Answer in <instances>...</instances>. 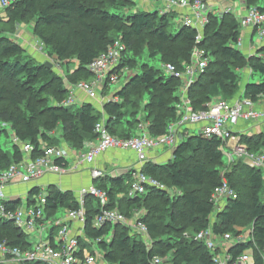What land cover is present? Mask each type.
<instances>
[{
    "label": "trees",
    "instance_id": "obj_1",
    "mask_svg": "<svg viewBox=\"0 0 264 264\" xmlns=\"http://www.w3.org/2000/svg\"><path fill=\"white\" fill-rule=\"evenodd\" d=\"M245 1L248 7L264 12V0ZM137 5L135 0H16L4 12L0 10L2 29L34 20L36 35L47 49L75 67L66 81L55 67L37 61L0 28V122L10 124L20 141L35 146L33 157L42 155V143L54 147L66 140L72 144L70 148L83 149L87 142L98 138L95 129L102 120L112 135L130 138L143 132L142 124L147 125L152 136H163L179 119L176 105L180 101L177 95L180 79L147 64L138 65L131 55L141 56L148 49L153 59L160 57L161 61L183 70L191 63L197 30L183 24L173 27L175 9L144 7L143 10ZM178 11V17L186 14L182 9ZM48 27L61 28V38L45 35L43 29ZM240 29L236 17L210 14L200 46L212 61L187 92L195 110H206L220 98L231 102L239 96L254 102L264 99V47L250 58L245 56L236 47L240 43ZM118 40L126 50L111 75L122 79L128 69L132 73L127 82L110 95L106 90L109 97L102 109L87 98L81 105L63 106L69 86L92 81L95 75L89 65ZM244 67L251 69L259 80L246 83L242 92L237 71ZM1 80H11L14 89ZM78 96L84 98L82 94ZM58 129L60 137H53L52 133ZM8 133V129L0 128V137ZM239 136L250 152H264V132H240ZM226 146L218 138L195 136L184 139L167 162L148 161L142 171L165 185V190L148 187L146 194L130 197V175L111 177L110 185L107 181L100 182L99 186L109 191L110 208H118L128 218L143 213L139 218L146 231L141 233L126 225L109 223L95 228L93 220L100 213V206L89 199L85 238L79 239L81 248L93 253L92 243H96L105 264H155V260H160L158 264H215L205 242L196 239L199 232L212 230L216 241L224 240L226 235L231 237L229 241L236 239L230 248L226 249L228 244L224 247L231 264L247 251L257 249L254 264H264V170L243 164L239 172L247 180L245 184L238 183L231 172L221 168L224 163L221 148ZM22 157L18 146L13 144L7 151L0 142V174ZM224 181L234 189L237 198L222 206L214 202L213 195ZM47 192L48 218L61 209L79 207L73 192H63L54 185ZM35 193L38 188L30 195ZM246 224L251 226L249 238L239 240L243 233L238 228ZM0 243L22 252L34 246L29 235L2 219ZM224 251L218 247L215 253Z\"/></svg>",
    "mask_w": 264,
    "mask_h": 264
},
{
    "label": "built area",
    "instance_id": "obj_2",
    "mask_svg": "<svg viewBox=\"0 0 264 264\" xmlns=\"http://www.w3.org/2000/svg\"><path fill=\"white\" fill-rule=\"evenodd\" d=\"M15 1L0 0V8L6 9ZM216 1L224 4L218 15L230 14L236 17L242 28H251L254 34L259 35L262 40L264 39V12L259 8H241L237 1ZM157 2L166 11L177 8L185 10L183 25L197 30L191 63L183 70L171 63H166L164 66L167 75L182 80L184 84V94L176 105L180 115L179 119L169 126L165 135L157 138L146 132H141L130 138H120L112 135L105 125V120H102L97 123L95 129L98 138L87 142L78 157V164L89 167L92 180L100 183L108 182L111 177H116V173L118 176L120 173L115 170L108 172L105 168L94 167L99 157L112 149L133 152L138 168L127 170L130 175L128 181L130 185L128 196L130 197L146 194L148 187L166 189L165 185L157 179L144 173L142 167L148 161H153L151 155L155 152L167 149L173 153L174 149L186 139L184 134L186 128L195 127L194 136H202L207 139L218 138L228 145L232 141L240 142V132H236V129L241 122L249 123L264 118V107L262 109L257 107L258 104L263 103L254 102L242 98V96L232 102L221 98L217 99L206 110L197 111L194 109L187 97V92L212 61L206 49L200 46L204 39V31L210 21V14L205 8L209 0H157ZM125 50L126 47L121 40L111 45L107 53L89 65V70L95 75L94 79L69 86L68 99L62 102V105H81L87 98V100L100 102L103 106L107 99L101 95L99 85L102 83L104 86L107 84L111 86L118 82L119 77L111 75V72L120 64ZM127 71L128 69H125L123 74ZM78 94L84 95V98L79 97ZM0 125H2L1 129H9V132L13 134V143L20 148L23 155L20 162L12 164L0 174V219L14 224L30 238L33 236L36 238V241L32 242L33 249L24 252L0 243V264H96L99 253L96 251L91 253L88 249L83 250L79 240L85 238L84 230L89 199L95 200L100 206V213L93 220L95 228H101L109 223L126 225L133 231L141 233L146 231V225L139 217L128 218L118 208H110L109 191L94 182L83 186L78 191L79 207L77 209H68L66 216L62 218H48L46 214L48 187L42 189L39 186V181L47 175L65 176L69 174L67 152L61 146L48 147L42 143V155L33 157L34 145L20 141L10 124L0 122ZM234 154L252 168L262 169L264 167V152L253 153L236 148ZM59 160H63L62 163H59ZM77 171L78 166L71 168V172ZM34 188H38V193L30 195ZM25 189L26 193L24 194L27 196V202L25 206H20L23 197L21 190ZM225 197L227 199L237 198L236 192L227 181H224L223 185L215 191L213 200L218 203ZM73 229H76L75 232ZM230 238L229 235H226L224 240L216 241L212 230L202 231L196 235V239L205 242L211 252L215 253L218 247L225 250L222 253L214 254L215 264H229L231 261L230 255L224 249ZM86 241L91 244L89 240ZM96 246V243H92L93 248ZM245 254L235 264H244ZM159 262L160 260H155V264Z\"/></svg>",
    "mask_w": 264,
    "mask_h": 264
},
{
    "label": "rangeland",
    "instance_id": "obj_3",
    "mask_svg": "<svg viewBox=\"0 0 264 264\" xmlns=\"http://www.w3.org/2000/svg\"><path fill=\"white\" fill-rule=\"evenodd\" d=\"M99 1H103V0H99ZM135 2L138 4L137 6H140L139 8H142L143 10L146 8H156L158 10H164L163 8H161L160 3L157 2V0H135ZM237 2H239V5L241 8L244 7H248L247 3L245 0H238ZM234 6V5H233ZM224 7L223 3H217L216 0H209V2L206 4V11L211 14L212 12L214 14H219L220 10ZM0 10L2 12H4L5 9H1ZM178 10H180L179 8L173 10V12L175 13V18H172V25L173 27H178L181 26V24H183V16L182 17H178V13H180ZM185 12V10H183ZM178 12V13H177ZM186 13V12H185ZM185 16V15H184ZM1 28V26H0ZM2 29V28H1ZM4 31V34L14 40L17 41L18 43L22 44L24 46V48L28 51L29 55H31L33 58H35L37 61H46L47 63H51L53 67H55V71L59 74H61V76H63L65 78V80H68V76L73 74V71L75 69L74 67V63H70L68 61H61L59 60V58L57 57V55H54L51 53L50 49H47V47L45 46V44L43 43V41L36 35L35 32V22L34 20H29V21H24V22H18L16 24H9L8 27H4V29H2ZM44 34L47 36H50L52 34L56 35L57 39L61 38V28L58 27H48V28H44ZM241 32V36H240V43L236 46L237 49H239L240 51H242L244 53L245 56L247 57H252L255 54H258V49L261 47H264V39L262 40L259 35L254 34L253 30L251 28L245 29L242 28L240 29ZM132 59L138 62V65H142V64H147L149 66H152L156 69H158L161 73L166 74V72L164 71V66H165V62L161 61L160 57H157L155 59H153L151 57L150 52L148 51V49H145L143 54L140 56L138 55H131ZM247 67L244 68H240L237 72L240 75V87L241 90L243 89L244 85L246 83H248L249 81L252 82H257V80H259V77H257L256 75H253L252 70L251 69H246ZM132 73V71L128 70L127 72H125L122 76V79H119L118 82H116L115 84L105 87L104 84H100L99 85V89H100V93L103 96V94H105L106 90H108L109 95L114 93L115 90L117 88H119L120 84L125 83L128 79L130 74ZM3 81L6 86H8L9 89H14V85L12 83L11 80H1ZM180 86L178 87V93L177 95L179 97L183 96L184 94V84L182 82V80H180ZM240 94V92H239ZM106 95V94H105ZM106 97V96H104ZM9 102V101H8ZM23 107V104H22ZM252 122H264V118H261L259 120H255ZM249 122V123H252ZM0 127H2V125H0ZM142 130L143 132L148 133L149 135H151L149 133V131L147 130V125L146 124H142ZM9 131V129H8ZM61 135V130H56L55 132L52 133L53 137H60ZM138 135V134H136ZM135 135V136H136ZM152 136V135H151ZM154 137V136H152ZM13 134L12 133H8V136L2 135L0 137V142L3 146V148L7 151L11 150L13 143ZM155 138V137H154ZM157 138V136H156ZM63 145H65L66 147H71L72 144H70L68 141L63 140L62 141ZM69 144V145H68ZM227 145V144H226ZM73 147V146H72ZM235 147V148H234ZM238 148L239 150H245V151H249L250 150L247 148L246 145L242 144L241 141L240 142H235L232 141L230 142L226 147L222 148V153L224 155V163H222L221 168H224L226 171L231 172L234 175V178H237L238 183L243 182L244 184L246 183V175L241 172H239V168H243V164L247 165L246 162L243 159L238 158V156L235 153V149ZM74 149V148H73ZM84 149V148H83ZM81 149V150H83ZM81 150H79L77 148V150L74 149V152L76 153V155H80ZM166 151L169 150H165L162 154V158L165 157L163 160V162L158 161V163H164L167 162L169 159L168 157H166ZM255 153V152H253ZM159 154V155H161ZM172 153H170L171 155ZM165 155V156H164ZM168 159V160H165ZM239 164V165H238ZM257 169V168H256ZM264 170V167L261 169ZM109 183H111L110 181H108ZM237 185V184H236ZM239 185H237L238 187ZM21 193L23 194L21 203L19 204L20 206H25L26 202H27V196L24 194L26 193V189L25 190H21ZM227 200H231V199H227L222 198L219 200L220 205L223 206V204L227 201ZM219 209V208H217ZM66 211L65 210H61L58 217L57 218H62L66 216ZM143 214V213H142ZM141 212H139L137 214V217H141ZM239 231H241L243 234L241 236H239V238L241 239H248L249 238V231L251 230V226L249 224L244 225L242 228H238ZM234 239V240H233ZM231 239V241L226 242V244H228L226 246L227 248H230V245H233L236 241L235 238ZM30 240L32 242L36 241V238L33 236L30 238ZM94 251L98 252V256H97V260H96V264H105L104 260L102 258V251L101 249L96 246L94 248ZM258 253V249L254 251L249 250L246 252L245 254V261L244 264H254V259H255V253ZM213 257H215V253H213ZM229 264H231V262H229ZM241 264V263H238Z\"/></svg>",
    "mask_w": 264,
    "mask_h": 264
},
{
    "label": "crops",
    "instance_id": "obj_4",
    "mask_svg": "<svg viewBox=\"0 0 264 264\" xmlns=\"http://www.w3.org/2000/svg\"><path fill=\"white\" fill-rule=\"evenodd\" d=\"M121 85L122 84H120V86ZM103 96H106L105 98L108 100L109 95L103 94ZM95 103L98 105L99 109H102V105L100 104V102H95ZM260 103L264 104V99H261ZM263 104H258L257 106L258 109H262L264 107ZM242 130L246 134H256L258 132H264V122H252V123L241 122L240 125L238 126V129H236V132H241ZM195 133H196V128L192 126H190L189 128H186L184 131L186 139L190 137H195L194 136ZM61 147L64 148L65 152H67L66 159L68 161L67 166L70 169L69 174L65 176L47 175L39 181V186L42 189H46L47 187L54 185L63 192H66V191L73 192L75 197L77 198V194L80 188H82L83 186H87L93 183L94 181L91 178L89 167L85 165L80 166L78 164L79 163L78 155H76V153L74 152V149L66 147L65 145H61ZM164 151L165 150L163 151L160 150L159 152L153 153L151 155V158L153 159V161L157 163L158 161L163 162L164 161L163 159L165 157L162 158L161 153H163ZM170 153H171L170 151H166L165 155L166 157H168V159H171L173 156L172 155L173 153L171 155ZM168 159H165V160H168ZM74 166H78L77 172H71V168ZM94 167L105 168L107 169L108 172H112L115 170V172L118 171L120 173V176H128L127 170L130 168L131 169L138 168V165H137L136 156L133 152L122 151L119 149H112L106 152L105 154H103L101 157H99L96 160ZM120 176H118L116 173V177H120ZM94 183L98 184L99 182L98 183L94 182ZM107 184L110 185L109 182H107ZM61 210H64V209H61ZM67 210L68 209H65V211ZM60 211L56 215H54L53 218H57ZM75 230L76 229H73V232H75Z\"/></svg>",
    "mask_w": 264,
    "mask_h": 264
},
{
    "label": "water",
    "instance_id": "obj_5",
    "mask_svg": "<svg viewBox=\"0 0 264 264\" xmlns=\"http://www.w3.org/2000/svg\"><path fill=\"white\" fill-rule=\"evenodd\" d=\"M46 65L49 66V67H52V64H50V63H47Z\"/></svg>",
    "mask_w": 264,
    "mask_h": 264
}]
</instances>
